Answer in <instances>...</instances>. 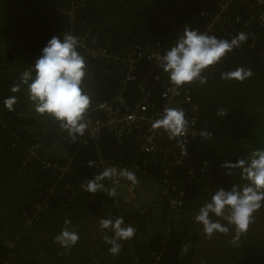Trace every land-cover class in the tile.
Returning <instances> with one entry per match:
<instances>
[{
    "label": "trees",
    "instance_id": "obj_1",
    "mask_svg": "<svg viewBox=\"0 0 264 264\" xmlns=\"http://www.w3.org/2000/svg\"><path fill=\"white\" fill-rule=\"evenodd\" d=\"M69 1L0 0V42L11 50L0 49V264H264V208L254 214L256 222L235 243L231 232L207 238L194 220L213 191L227 190L240 181L239 170L231 177L220 176L218 164L222 160L234 163L264 148V26L251 16L257 0H240L243 7L229 2L225 8L224 0H74L79 3L76 9L70 8ZM67 10L75 13L72 21L64 15ZM185 26L219 39H231L241 32L248 37L205 71L207 84L193 82L181 88L199 107L194 129L214 135L213 140L192 138L185 145L186 154L166 132L157 134L154 141L162 151L142 152L144 127L123 132L121 140L104 131L97 144L83 145L78 139L71 140L54 120L38 116L26 89L10 92L23 71L39 58L46 45L44 34L48 42L54 32H64L81 41L80 51L87 62L84 85L92 97L89 110L111 102L120 88L125 103L119 107L135 108L144 98L138 85L144 81L145 98L157 111L165 103L163 93L170 82L149 55H162ZM131 46L136 48L131 50ZM95 51L113 57L91 54ZM114 57H122L123 64L137 60L136 82L121 84L124 75ZM238 67L250 68L252 76L243 82L221 79V73ZM146 74L159 77V82H151ZM11 95L17 96V104L8 111L3 101ZM220 109L227 115L218 117ZM102 116L99 111L90 114L91 118ZM172 146L173 150L168 149ZM54 153L65 158L59 162ZM163 153L170 155L167 161H163ZM89 161L94 165L90 167ZM45 163H50L51 177L41 172ZM103 163L135 172L138 183L145 187L142 201L152 202L151 207L116 210L114 197L84 192L82 184L100 174ZM24 175L34 177V187L23 195L22 202L12 201L11 195L29 185L22 186ZM207 182L213 186L207 187ZM103 183L110 189L105 180ZM130 185L139 189L137 183ZM147 187H153V193ZM48 192L53 201L46 198ZM139 198L137 192V201ZM172 201L182 205L170 209ZM56 202V207L69 209L65 219L56 215L59 210L52 205ZM105 203L109 204L106 208ZM115 217H123L136 232L132 239L121 242V251L114 256L103 240L111 233L104 232L99 221ZM65 221H70L67 227L80 237L67 250L55 242ZM96 226L92 231L99 235L97 243L83 242L82 233Z\"/></svg>",
    "mask_w": 264,
    "mask_h": 264
},
{
    "label": "clouds",
    "instance_id": "obj_2",
    "mask_svg": "<svg viewBox=\"0 0 264 264\" xmlns=\"http://www.w3.org/2000/svg\"><path fill=\"white\" fill-rule=\"evenodd\" d=\"M247 38V35L241 32L231 39H219L208 32L185 26L163 54L156 57L157 66L167 75L174 91L193 82L205 85L208 82L205 71L218 64L226 54L239 47ZM80 48L81 41L75 35L54 32V36L42 48L34 65L27 67L19 82L10 88L13 94L21 92L22 88L26 89L34 112L38 116L57 122L73 141L85 135L89 128L87 114L93 112V109L89 110L92 97L84 85L87 62ZM251 76V69L246 67L221 73V79L238 82H243ZM3 104L8 111H13L17 96L5 98ZM216 115L222 118L227 115V111L220 109ZM152 128L163 130L169 139H176L186 154L185 143L181 138L187 132L188 120L182 108H164L159 118L152 123ZM200 135L209 139L211 134L201 131ZM93 165L94 161H89V166ZM221 168L229 177L239 170L240 181L232 183L227 190L218 188L213 191L199 208L194 220L202 226L207 238L231 232L235 243L253 223L254 214L264 208V148L253 150L245 158L234 163L225 162ZM113 176L124 178V182L121 180V186H126V196L129 194L126 183H137L139 186L135 172L106 167L81 187L89 194L100 192L106 193L109 198H115L116 189L111 188L106 181L110 187L107 189L103 183L106 178ZM137 192L139 189L134 192V198L130 201L132 205L138 202ZM69 223L70 221H65L66 227L55 238V242L66 250L76 245L80 239L76 231L67 227ZM99 226L104 232L111 233V236L105 235L103 240L110 246L109 252L114 256L120 253L121 242L132 239L136 232L135 228L125 224L123 217L101 219Z\"/></svg>",
    "mask_w": 264,
    "mask_h": 264
},
{
    "label": "built area",
    "instance_id": "obj_3",
    "mask_svg": "<svg viewBox=\"0 0 264 264\" xmlns=\"http://www.w3.org/2000/svg\"><path fill=\"white\" fill-rule=\"evenodd\" d=\"M70 0V8L74 7V9L77 8L78 1ZM224 8L227 6L229 2H234L238 4V7H243V3L240 0H224ZM256 3V2H255ZM256 8H254L251 11V16L256 17L260 25L264 26V2L257 0ZM263 5V6H262ZM64 15L69 17V21H72L75 18V13L72 10H67ZM136 46H131V50L135 49ZM93 55H98V57H113L112 55L106 54L105 51H95L92 52ZM150 58L154 57V60H156V56L153 54L149 55ZM119 59V67L122 70V73L124 75V82L121 83L122 85H125L127 83H134L136 82V74L133 73V70L135 66L137 65V60L135 59H129L124 64L120 60L122 57H114ZM124 59V58H123ZM146 77L149 78L151 82H159V77H153L151 78V75L146 74ZM154 79V80H153ZM153 80V81H152ZM138 85L141 87L140 93L144 98L137 102L136 107L129 109L128 107L122 108L119 105H123L125 103L124 100V89L120 88L118 90L116 96L114 99L109 103H101L97 106V109H93L92 111H99L103 114L104 118H91L90 112L87 114V119L89 121V128L85 132V135L82 137L77 138L78 141L85 145L87 143H94L97 144L103 134L104 131H108L109 133H112L114 136H116V139L121 140L123 136V132H131V128H139L144 127L147 129L146 135L142 138V144H141V151L147 154H154L158 153L162 150L158 148L157 145H155L154 141L157 139L156 135L160 132H164L163 130L157 129L154 130L152 128V123L159 118L161 113L163 112L164 108L166 107H179L182 108L183 106L186 111V119L188 120V128L185 136L181 138L185 145L188 144L192 138L194 137H201L203 138L200 133L201 131H207V130H199L194 129L195 123L198 121V113H199V107L197 104H195L187 91H183L181 88L178 91H174V86L171 84L165 89L163 93V97L165 98L164 105L157 111L153 110L154 107L149 105V101L145 98L147 97V93L144 91V81H139ZM178 99H180V103L178 104ZM209 132V131H207ZM210 140L214 139V135L212 132H209ZM205 139V138H204ZM170 150L174 149V146L168 148ZM174 155V151L173 154ZM30 156L35 157L34 151H30ZM170 155H166L163 153V161H167ZM179 161H174V164L177 165ZM107 163H103L102 167H104ZM50 163H45L44 167L49 168ZM106 168V167H105ZM104 168V169H105ZM111 188L119 187L122 185V181L117 176H113L111 178L105 179ZM128 192L129 194L124 198V203L129 204L131 200L134 198V188L129 184L128 185ZM182 203L172 201L170 205V209L176 208V206H181Z\"/></svg>",
    "mask_w": 264,
    "mask_h": 264
},
{
    "label": "rangeland",
    "instance_id": "obj_4",
    "mask_svg": "<svg viewBox=\"0 0 264 264\" xmlns=\"http://www.w3.org/2000/svg\"><path fill=\"white\" fill-rule=\"evenodd\" d=\"M4 29H5V27L3 26V25H1ZM8 27V26H7ZM17 29V28H16ZM11 33V35L13 34V31L12 32H10ZM39 40V39H38ZM34 46V45H33ZM15 47H13L12 49H14ZM0 49L2 50V51H4V52H7V51H11L10 49H9V47L8 46H5V44L3 43V42H0ZM8 74H10V73H8ZM54 156H55V159H57L59 162H61L64 158H65V155H63V154H60V153H54ZM108 166H111L110 164H106L105 165V167H108ZM104 167V168H105ZM104 168H102V169H104ZM41 172H43V173H49L48 172V170H47V168H45L44 166H42V168H41ZM220 176H225V170H219L218 172H217ZM217 173H214V174H212V175H217ZM49 175H50V173H49ZM49 177H51V175L49 176ZM33 176L32 177H30V176H28V175H24L21 179H20V181L22 182V186H23V183H26L27 184V182L29 183V185H28V187H25V188H23L22 190H21V192L20 193H15V194H13V195H11V200L12 201H21L22 202V200H23V195H27V194H29L30 193V191L29 190H31L34 186H33V183H31L32 181H33ZM44 178H45V176H44ZM106 181V180H105ZM122 181L124 182L125 180H124V178H122ZM25 184V185H26ZM148 185V184H147ZM206 185H207V187H210V186H213L212 184H210V183H206ZM109 186V185H108ZM144 186L143 185H140L139 184V195H140V198H139V201H138V205H136V203L134 204V205H132L131 203H129V204H126V203H124V201H123V199H124V197L126 196V194H127V189H126V186H120V187H115V189H116V193H117V195H116V197L114 198V199H112V202L114 203V205H112L116 210H122L123 208L124 209H129L130 207H139V206H144V208H148V207H151V203L152 202H146L145 204H144V202L142 201V196L144 195V193H143V190H144ZM153 190H154V188L153 187H147V191L149 192V193H153ZM147 192V193H148ZM198 192H200V193H202V191H198ZM46 198H48L50 201L52 200V196H51V194L48 192V194L46 195ZM58 202V201H57ZM57 202L56 203H52V205L54 206V207H56L57 206ZM74 203V205H76L75 204V202H73ZM65 205V204H64ZM109 204L108 203H105L104 204V208H106L107 206H108ZM58 206H59V203H58ZM112 206H110L111 208H113ZM59 211V213H56V215H61V216H64V219H65V216L67 215V212H68V208L65 206V209H61V208H59V207H56ZM68 209V210H67ZM56 210V209H55ZM262 212V211H261ZM51 213V210L49 211V213H47L46 215H49ZM155 215H156V217H160V214H158V213H154ZM263 212H262V216H263ZM255 219V218H254ZM66 220H70V219H66ZM260 221H262V217H260ZM84 221H81L80 223H81V228H84V225L82 224ZM254 222H256L255 220H254ZM261 223V222H260ZM260 223H258V225H260ZM86 232H84V234L82 233V240H83V242H88V243H90V242H94V243H97V241H98V234H97V232L96 231H92V230H90L89 228L88 229H86L85 230ZM49 238L51 239L52 237L51 236H49ZM243 239V238H242ZM254 240V239H253ZM255 240H257V239H255ZM69 264V263H68Z\"/></svg>",
    "mask_w": 264,
    "mask_h": 264
},
{
    "label": "crops",
    "instance_id": "obj_5",
    "mask_svg": "<svg viewBox=\"0 0 264 264\" xmlns=\"http://www.w3.org/2000/svg\"><path fill=\"white\" fill-rule=\"evenodd\" d=\"M43 36V35H42ZM41 36V37H42ZM40 37V38H41ZM43 43H47V37H46V35L44 34V39H43ZM225 162H229V160H222L219 164H218V169H220L221 168V165L223 164V163H225ZM224 170V169H223ZM124 209V208H123ZM96 228H98L97 226L96 227H93V228H91L90 230H95Z\"/></svg>",
    "mask_w": 264,
    "mask_h": 264
}]
</instances>
